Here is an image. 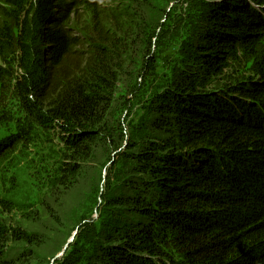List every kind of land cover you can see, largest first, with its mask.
<instances>
[{"label": "trees", "instance_id": "1", "mask_svg": "<svg viewBox=\"0 0 264 264\" xmlns=\"http://www.w3.org/2000/svg\"><path fill=\"white\" fill-rule=\"evenodd\" d=\"M5 1L31 15L16 38L2 37L18 53V67L0 89V123L2 105L14 102L12 117L0 124L13 130L0 141V163L35 129L58 133L70 152L54 181L58 188L79 191L86 162H110L117 151L122 161L121 167L112 161L103 189L111 223L91 249L73 242L54 264H264V0L208 1L192 27L190 50L199 66L155 90L128 135L109 114L112 105L125 104L117 90L126 96L138 90L121 70L134 66L142 85L156 75L159 57L146 42L163 30L177 0H118L110 15L118 26L82 36L76 9H97L92 0ZM236 47L260 57L258 78L220 85ZM45 210L63 224L54 209ZM54 240L0 228V264H30L25 250L10 256L9 242L45 251L49 260L63 247Z\"/></svg>", "mask_w": 264, "mask_h": 264}, {"label": "rangeland", "instance_id": "2", "mask_svg": "<svg viewBox=\"0 0 264 264\" xmlns=\"http://www.w3.org/2000/svg\"><path fill=\"white\" fill-rule=\"evenodd\" d=\"M208 1L211 2V0H177L170 5L169 20L161 21L165 23L163 30L157 29V37L146 42L147 46L151 45V54L159 58L154 64L156 75L147 78L145 84H140L142 83L140 79H136L138 84L135 82L134 66L126 65L121 70L124 75L130 73V88L137 87L138 90L135 96H126L125 89L117 90L116 93L122 94L125 104L112 105L109 114L114 117L112 122L116 120L126 127L127 135L129 124L132 127H139L137 123L142 116H145L142 108L152 104L151 97L164 88L165 81L179 76L182 69L190 70L189 67L199 66L198 56L190 50L192 27L202 14L208 11ZM92 2L96 4L97 9L90 11L83 6L76 9L74 20L80 31L77 35H94L99 30L112 31L118 26L117 22L112 23L110 16L116 11L118 0H92ZM30 15L28 9L21 12L14 5L0 0V89L9 85L18 67V53L15 52L13 45L8 46L2 37L4 34H12L16 38L20 29L30 24ZM145 28L141 27L140 31ZM134 41L138 44L143 43L144 33L136 36ZM237 48L230 50L229 58L226 60L227 68L218 79L220 85L233 81L232 77L237 78V76L245 79L258 78L260 57L250 59L244 56L242 49ZM191 57H193L192 62ZM10 105L8 106V101L6 105H2L7 108V114L3 116L1 123L9 121L12 117L14 102H10ZM12 131L11 125L0 126V141L6 140L5 138L10 140L13 136L8 134ZM28 135V140L19 144L16 150L7 154L8 156L0 163V228L10 234L19 230L29 234H41L48 240L53 238V241L55 236L61 238L58 244L63 246L61 252L59 251L49 260L45 251L34 253L32 248L23 242L7 244L10 256L16 257L21 250H25L28 252L25 257L26 262L30 264H54L73 242L84 245L88 250L91 249V240L95 234L111 223L112 211L105 209L103 189L109 171L111 174L115 171L110 167L119 151L112 155L110 162L105 159L86 162L88 172L78 184L79 191L75 190L76 187L69 190L54 185L59 169L67 168L71 162L70 152L58 133L35 129ZM137 136L136 133L135 139ZM121 166L122 161H117L116 167ZM73 198H77L78 204L69 206L71 203L67 202ZM46 207H51L61 217L63 222L61 226H56L51 221L52 217L48 216Z\"/></svg>", "mask_w": 264, "mask_h": 264}]
</instances>
